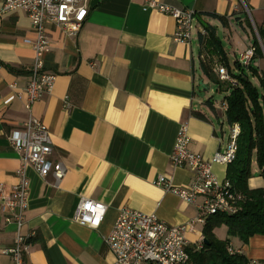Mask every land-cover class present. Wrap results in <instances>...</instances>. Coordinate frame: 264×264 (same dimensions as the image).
Returning a JSON list of instances; mask_svg holds the SVG:
<instances>
[{"label":"crops","instance_id":"1","mask_svg":"<svg viewBox=\"0 0 264 264\" xmlns=\"http://www.w3.org/2000/svg\"><path fill=\"white\" fill-rule=\"evenodd\" d=\"M156 1L194 9L197 38L189 44L177 41L174 18L144 8L145 0H88L86 18L74 36L46 23L48 43L42 58L44 70L55 80L30 111L23 90L34 62L36 33L24 10L0 14V184L9 189L17 183L21 159L9 135L21 132L30 114L46 125L51 158L66 168L56 181L51 175L42 178L32 165L26 167L28 196L20 228L26 248L21 264H116L105 237L124 207L153 213L169 225L197 215L195 205L155 181L163 175L180 187L192 180L191 170L172 166L169 158L181 122L188 123L190 148L205 160L228 143L224 112L210 110L201 98L206 91L201 96L199 82L207 89L211 82L200 64L207 56L199 33L208 23L218 36L222 29L228 41L234 35L237 42L231 50L238 60L235 49L241 47L242 53L255 38L264 45L257 32L264 35V0ZM2 4L0 0V9ZM209 13L224 17L226 26ZM224 51L236 72L229 49ZM251 65L264 74V55L255 54ZM227 167L213 163L212 170L224 180ZM246 184L264 189V175L254 160ZM81 198L106 205L98 228L74 220ZM6 215L0 211V264H16L9 250L15 246L17 226L7 222ZM204 225L197 223L186 232L192 248L203 241ZM213 233L229 239L231 252L264 264V234L243 242L230 236L227 226H217Z\"/></svg>","mask_w":264,"mask_h":264},{"label":"built area","instance_id":"2","mask_svg":"<svg viewBox=\"0 0 264 264\" xmlns=\"http://www.w3.org/2000/svg\"><path fill=\"white\" fill-rule=\"evenodd\" d=\"M88 0H3L0 14L15 9L24 10L30 18L36 33L32 42L35 57L28 83L23 93L26 98V109L31 110L33 103L53 87L55 75L44 70L42 54L48 43L45 26L52 23L65 34L74 36L82 27L88 11ZM144 8H154L174 18L177 41L189 44L195 28L196 12L192 8H177L145 0ZM200 33L205 34L204 30ZM255 48H246L238 61L246 66L250 63ZM220 80L235 83L226 67L215 64ZM65 105L68 104L65 102ZM226 106L223 105V110ZM229 140L222 151H217L211 160H205L190 148L191 136L186 121L179 124L170 163L174 167H185L192 171V180L186 186H173L163 175L156 179L157 185L174 192L182 200L197 207V215L181 225H169L155 214L124 207L111 229L105 242L115 256L116 264H188V249L192 248L185 234L197 223L205 224L215 214L232 215L238 212L239 203L244 195L237 191L228 178L219 180L212 170L213 163L230 164L236 155V140L240 133L237 123L230 126ZM9 140L20 156L21 165L16 170L17 183L9 189L0 184V211L6 213L5 220L17 226L15 246L9 250L16 264H21V254L26 248L20 228L24 222V211L27 206L29 180L26 174L27 165H32L37 173L46 178L53 176L61 180L66 172L65 166L51 158L52 142L46 125L31 114L23 122L21 132H13ZM106 212V205L99 201L81 198L74 213V220L82 225L98 228ZM203 241L194 245L201 249ZM249 264H261L250 261Z\"/></svg>","mask_w":264,"mask_h":264},{"label":"trees","instance_id":"3","mask_svg":"<svg viewBox=\"0 0 264 264\" xmlns=\"http://www.w3.org/2000/svg\"><path fill=\"white\" fill-rule=\"evenodd\" d=\"M217 18L224 26L226 19L216 13H209ZM249 22V19L246 16ZM205 34L199 33V40L203 46L208 62L201 60V67L210 82L217 84L218 90L225 92L223 110L225 121L231 126L237 123L240 133L237 137L235 159L228 164L227 178L233 187L244 195L239 203V210L232 215L215 214L209 217L203 228V242L201 249H188V264H249L247 258L238 252H231L229 239L220 240L215 237L213 229L225 224L230 236H238L246 242L254 234H264V189H249L246 181L252 175V161L254 160L264 175V74L251 65L243 66L238 60L233 63L236 72L230 69L221 38L216 28L208 23L203 25ZM258 35L264 42V35L257 29ZM255 54L262 57L261 46L255 38L253 41ZM227 66L228 72L235 83L222 81L213 71L215 64ZM206 104L215 111L213 98H208ZM222 105V106H223ZM206 119L204 115L195 113Z\"/></svg>","mask_w":264,"mask_h":264},{"label":"rangeland","instance_id":"4","mask_svg":"<svg viewBox=\"0 0 264 264\" xmlns=\"http://www.w3.org/2000/svg\"><path fill=\"white\" fill-rule=\"evenodd\" d=\"M243 9H244L245 12H247V10H246L245 8H243ZM245 15H246V14H245ZM195 25H196V23H195ZM197 35H198V33H197V28H196V26H195V28H194V30H193V37H194V38H197ZM219 36H220V38H221V40H222L223 46H224L225 48L229 49V60H230V64H231V66H232V68H233V70H234L235 68H234V66H233V63H234V61H235V55H234L233 51L231 50V48L233 47L232 45H233L234 43L237 42V41H236L237 39H236V37L233 35V36L230 38L231 41H228V39L225 37V35H224L222 29H220ZM235 41H236V42H235ZM234 46H235V45H234ZM241 49H242L241 47L235 49L236 54L238 55V59H239V57H240V53H239V52H240ZM204 59H205V63H209V62H208V57H204ZM214 68H215V66H214ZM214 68H213V71H214ZM216 73H217V72H216ZM211 97H212L213 100H214V105H215V107H216L217 112L222 114V112H223V106H222V105H223L224 93L221 92V91H219V90H218V86H217V84H215V83H213V82L210 83V87H208V89L206 90V95H205V97H201V98H204L205 100H207L208 98H211ZM230 132H231L230 126H229V124L225 121V123H224V133H225V140H226V143H227L228 140H229V134H230ZM226 145H227V144H226ZM220 226H226V225H225V224H222V225H220ZM220 226H219V227H220Z\"/></svg>","mask_w":264,"mask_h":264},{"label":"water","instance_id":"5","mask_svg":"<svg viewBox=\"0 0 264 264\" xmlns=\"http://www.w3.org/2000/svg\"><path fill=\"white\" fill-rule=\"evenodd\" d=\"M259 42H260L261 47L264 48V45H262V43H261L260 40H259ZM199 84H200V86H201V88H202V91H201L200 94H201V96H204L205 91H206V89H207V86H206L202 81H200ZM203 242H206V240L203 239Z\"/></svg>","mask_w":264,"mask_h":264}]
</instances>
